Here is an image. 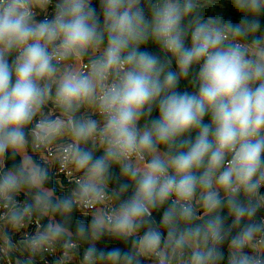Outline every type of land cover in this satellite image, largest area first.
<instances>
[{
  "label": "clouds",
  "instance_id": "clouds-1",
  "mask_svg": "<svg viewBox=\"0 0 264 264\" xmlns=\"http://www.w3.org/2000/svg\"><path fill=\"white\" fill-rule=\"evenodd\" d=\"M0 264H264V0H0Z\"/></svg>",
  "mask_w": 264,
  "mask_h": 264
},
{
  "label": "trees",
  "instance_id": "trees-1",
  "mask_svg": "<svg viewBox=\"0 0 264 264\" xmlns=\"http://www.w3.org/2000/svg\"><path fill=\"white\" fill-rule=\"evenodd\" d=\"M147 50L150 51V52H153V53L157 52V50L155 48L151 47V46H149V48ZM185 89H186V86L182 83L180 85V90H185ZM154 115H155V113H154ZM206 122H207V118H206Z\"/></svg>",
  "mask_w": 264,
  "mask_h": 264
}]
</instances>
